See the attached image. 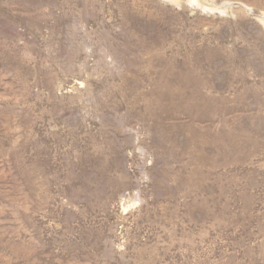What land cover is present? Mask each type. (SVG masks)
<instances>
[{
    "label": "rangeland",
    "instance_id": "1",
    "mask_svg": "<svg viewBox=\"0 0 264 264\" xmlns=\"http://www.w3.org/2000/svg\"><path fill=\"white\" fill-rule=\"evenodd\" d=\"M0 264H264V0H0Z\"/></svg>",
    "mask_w": 264,
    "mask_h": 264
}]
</instances>
